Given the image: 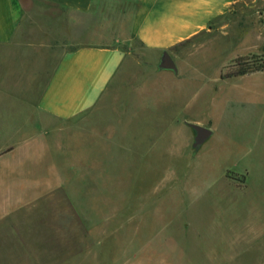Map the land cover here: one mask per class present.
Segmentation results:
<instances>
[{
    "label": "rangeland",
    "instance_id": "1",
    "mask_svg": "<svg viewBox=\"0 0 264 264\" xmlns=\"http://www.w3.org/2000/svg\"><path fill=\"white\" fill-rule=\"evenodd\" d=\"M40 11L52 15L41 38L65 40L67 18L72 48L91 43L103 30L97 15L42 5ZM233 13L225 32L198 38L183 69L214 73L219 57L213 48L222 61L232 60L226 73L264 66V0H240ZM28 62L30 67L0 61V155L13 152L20 140L15 119L32 114L22 103L33 100L35 91L19 90L15 82L35 69V60ZM263 72L229 81L217 101L208 91L193 100L197 84L184 81V101L190 102L185 108L199 125L211 124L214 134L183 159L170 152L169 137L181 125L146 122L125 131L128 125L113 121L111 109L100 114L106 120L94 123L93 131L82 132L80 147L54 150V162L36 175L21 150L2 158L0 264H264ZM165 131L168 138L154 137ZM80 148L93 153L81 156ZM17 160L22 165L14 167ZM35 181H63L80 202L49 198L47 219L35 216V205L17 208L12 196L29 194Z\"/></svg>",
    "mask_w": 264,
    "mask_h": 264
},
{
    "label": "crops",
    "instance_id": "2",
    "mask_svg": "<svg viewBox=\"0 0 264 264\" xmlns=\"http://www.w3.org/2000/svg\"><path fill=\"white\" fill-rule=\"evenodd\" d=\"M239 2L0 0V61L4 64H10L11 60L21 61L23 67H30L28 61L35 60V69L15 80L17 89L28 93L35 91L33 100L22 103L32 114L15 119L20 140L15 143L14 151L0 155V160L21 150L25 159L35 164L36 175L54 162V155H51L54 150L80 147L78 141L82 132L93 131L94 123L106 120L100 114L109 109L113 112V121L128 125L125 131H129L132 124L146 122L181 125L169 135L173 140L170 152L181 159L188 153L196 154L204 144L195 148L197 133L193 126L209 129L211 137L214 132L211 124L199 125L200 121L193 120V113L185 108L190 102L184 101V81L192 79L197 84L193 92L197 94L190 96L193 100L199 99V93L208 91L209 98L217 101L224 96L229 81L261 73L223 79L222 75L232 60L222 61V53L214 48L211 50L219 57L214 73L205 75L200 69L191 72L182 68L199 37L205 35L206 39L212 40V35L228 29V17H232ZM129 4L133 5L131 10ZM41 5L58 11L97 15L102 18L100 28L103 30L94 34L91 43L72 48L71 22L64 18L68 28L65 40L57 43L41 38L44 22L52 18V15L40 11ZM127 20L131 23L127 24ZM113 25L117 30L108 29ZM126 28H129L128 32ZM125 44H136L141 50H131ZM166 55L174 64L173 69L164 68ZM155 134L156 139L168 138L166 131ZM92 153L83 148L79 151L81 156ZM83 162L81 157L76 160L80 167ZM19 163L21 161L14 167ZM73 167L78 169L75 164ZM30 191L32 195L16 193L11 200L20 209L35 205V216L40 215L41 219L52 215L46 205L51 197L59 204L80 202L63 181L44 185L35 181V187ZM1 201L2 198L0 212H3L5 208Z\"/></svg>",
    "mask_w": 264,
    "mask_h": 264
},
{
    "label": "water",
    "instance_id": "3",
    "mask_svg": "<svg viewBox=\"0 0 264 264\" xmlns=\"http://www.w3.org/2000/svg\"><path fill=\"white\" fill-rule=\"evenodd\" d=\"M164 68L165 69H173L174 64L171 62L170 57L168 55L164 58ZM197 135L195 138V148L201 147L212 135V132L204 127L194 125Z\"/></svg>",
    "mask_w": 264,
    "mask_h": 264
},
{
    "label": "trees",
    "instance_id": "4",
    "mask_svg": "<svg viewBox=\"0 0 264 264\" xmlns=\"http://www.w3.org/2000/svg\"><path fill=\"white\" fill-rule=\"evenodd\" d=\"M263 71H264V66L262 64L255 65L253 67H250V66L247 67L246 66V67H243L237 71H233L230 73L224 72L222 75V78L223 79H231L234 77L243 76V75H247V74H251V73H255V72H263Z\"/></svg>",
    "mask_w": 264,
    "mask_h": 264
}]
</instances>
